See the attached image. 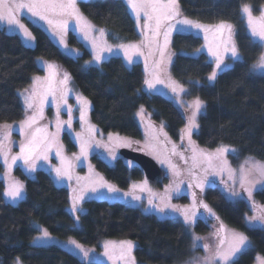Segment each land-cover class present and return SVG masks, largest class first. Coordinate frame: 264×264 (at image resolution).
Returning a JSON list of instances; mask_svg holds the SVG:
<instances>
[{
  "label": "trees",
  "instance_id": "1",
  "mask_svg": "<svg viewBox=\"0 0 264 264\" xmlns=\"http://www.w3.org/2000/svg\"><path fill=\"white\" fill-rule=\"evenodd\" d=\"M181 13L198 22L213 25L221 21L233 26L232 39L242 60L234 62L209 83L213 64L204 53L195 55L202 39L191 33L174 34L170 51L173 59L171 76L205 102V112L199 116V129L194 135L198 146L212 148L219 144L234 147L239 158L250 155L264 161V76L251 71V65L262 53L259 43H253L240 11L250 5L256 14L264 0H178ZM81 12L108 33L111 43L137 40L134 20L123 0H84ZM35 38L33 47L25 46L18 35L0 27V123L24 118L19 92L27 88L33 77L42 74L39 58L55 62L64 68L91 105L92 123L104 132H115L133 139L142 138L136 118L140 106L151 113L154 124L165 123L169 137L178 142L187 118L165 97L143 90L145 73L140 63L127 67L120 57H110L99 67L85 69L83 60L90 57L76 36L69 32L68 43L80 48L82 55L74 58L64 54L38 25L24 19ZM67 153L74 157L76 146L63 135ZM118 157L110 165L101 156L91 155L96 171L119 189L127 190L132 181L145 179L139 166L129 167ZM0 170L2 167L0 165ZM15 176L21 181L25 197L16 205L3 198L4 184L0 181V264H101L80 260L71 252L55 245L36 246L34 223L60 238H72L86 246H96L105 239L135 242L133 256L137 264H181L191 255L190 239L181 222L158 218L139 208L119 202L85 200L79 220L70 212L72 194L67 187L55 185L50 174L37 169L32 176L20 168ZM163 174L152 184L158 185ZM209 208L229 225L243 232L251 246L235 259V264H254L257 255L264 257V229L246 225L249 208L246 202L233 203L217 187L197 190ZM264 204V188L255 193ZM211 221L198 219L194 230L209 234Z\"/></svg>",
  "mask_w": 264,
  "mask_h": 264
},
{
  "label": "rangeland",
  "instance_id": "2",
  "mask_svg": "<svg viewBox=\"0 0 264 264\" xmlns=\"http://www.w3.org/2000/svg\"><path fill=\"white\" fill-rule=\"evenodd\" d=\"M80 1H84V0H77L76 6L79 9V12L87 20V22L93 26L95 30L94 32L90 34V36L98 37L99 36L98 30L104 29V28L96 25L94 22H92L89 18H87L81 12L79 8ZM262 9H264V6H262ZM128 10L134 20L136 31L138 34V39L125 41L121 43H111L108 39V33L104 29L105 35L102 39L103 41H106L108 45L113 47V51L111 53L109 52L103 53V56L105 57L103 61L109 59L110 57L116 56V57H120L127 67H131L135 63H140L144 70L145 78L146 77L150 78L149 74L153 71L154 61L160 59L158 51L155 52L153 56L149 57L148 55L149 48L145 45L140 49V51L143 52V55H140L138 53L132 54L133 63L128 64V62L125 60L124 52L122 50H119L117 47L118 45H121V44H138L139 45L140 42L144 39L142 35V29L137 27V21H136L134 14L131 13L130 9ZM252 16L254 17V19L257 20V23H258L259 22L258 18L261 16V12L259 14H256L252 11ZM181 18H187L193 22H198V21L192 20L184 16L182 13H181ZM24 19L31 21L32 23L38 25L41 29H43L49 35L51 40L59 47V49L64 54L77 58L82 55V50L80 48L70 45L67 39V34L69 32L73 33L76 36V39L82 44L84 49H86L90 54V57L83 60L82 62V66L85 69H88L90 67H99L100 64L103 62L102 61L98 65L94 62L91 64H86V62L91 61L93 57L92 44L89 40H85L82 33L77 29L76 20L74 18L68 19L69 27L64 37L67 43V48H64L59 43L58 37L52 35V32L51 30H49V27L47 24H45L43 21L39 20L38 18L31 17L30 14L26 12V10H22L21 12V22L24 23L25 26L27 27ZM243 19H244V22L247 28V32L250 35V29L248 28L247 19L244 16H243ZM140 23L141 25H143L144 23L143 19H141ZM198 23L205 25V26H214L218 24L216 23L213 25H208V24H204L201 22H198ZM0 27L3 28L7 33L18 35L22 43L25 46L33 47L35 45V40L26 41L23 38V35L18 31V29H15L14 27H9L4 23H0ZM183 32L191 33L202 39L203 43L200 48L201 51L196 52L195 55L199 53H204L207 56L208 60L213 64V67H215L214 59L208 54V46H212L213 48H215L217 45H219L222 50L223 49L222 42L226 39V34L222 36L219 33H214L213 31H208L207 33H205L204 31H200L197 29H186ZM175 33H177V31H173L171 35L169 44L167 48L165 49L166 60H165V63L161 65L162 68H166V72L161 73V78L165 80H167V78L170 77L172 80L176 81L170 74V67H171V62L173 59V55L170 51V45H171V41ZM157 40L159 41L161 45H163L164 37L162 33L159 37H157ZM262 52H264V47H262ZM76 53H79V55H77ZM169 56H170V61L167 60V57ZM146 62L148 64L147 72L145 70ZM225 63L231 66L234 63V61L231 60L230 55L228 53H225ZM48 64L53 65L51 81H52V87L55 90V95H56L55 101H53V96L51 94L47 96L44 95V93L48 89L47 78L50 75L49 71L47 70ZM37 65H38V68L42 70V74L35 76V77L40 78V83L37 84L36 86L37 95L34 99L33 107L30 109L26 108L24 98L23 96H21V93H24V95L32 94L33 79L35 77H33L30 85L27 88L19 92V97L22 103V107L24 109V118L16 122L0 123V125L10 124L13 126L11 129V134L7 139H3L4 133L3 131H0V140H3V143H4L3 154H0V165L2 167V170H0V181H2L4 184L3 198L7 203L16 205L19 201H21L25 197L24 187H23L22 198L17 201H12L10 200V198L4 195L5 189L8 188L11 184H13L14 182L21 183V181L17 179V177L15 176L16 168H20L28 176H32L33 173L37 169H42L50 174L55 185H57L58 187L69 188L72 194V198L76 196L77 194H79L81 190H85L86 198L83 201L85 200H105L108 202H119V203H123L128 206H131V207L139 208L144 213L153 214L156 217L161 218V219L171 218V219H175L181 222L190 239V245H191L190 257H188L181 264H191L194 257L201 258L206 255L210 256L214 254L216 250V246L220 243V239L222 237L227 238V235L230 232L242 233L243 235H245L243 232L229 225H225V223L222 220H220V218L213 211L212 212L215 215L210 216L208 212H206L203 208L194 207V203L197 205L199 204L200 201L205 203V201H203L202 199H197L196 197L197 192H195V189L200 190V188L196 187L197 179L203 178L205 175H207V179L210 182L205 184L203 190L209 187H217L224 194L226 199H228L229 201L233 203L239 202V200L246 202L249 208V213L246 217H250L253 214L252 212L253 203H255L258 206H264V204L259 203L255 197V193L259 191L260 189H263L264 185L256 186V188L253 190L252 200L249 201L247 193L241 189L240 184H239V169L241 165L245 164L246 161H254L259 164H264V161L259 160L256 157L250 156V155H246V156L239 158L237 150L234 147L227 145V144L225 145L219 144L212 148H207V147L205 148V147L198 146L197 143L195 142L194 135L197 133L199 127L193 130L192 135H191V143L189 142L188 135L183 131L186 126L183 128V130L180 133L179 141L176 142L172 140L167 134L165 130V123L163 121L158 124H154L152 122L151 113L144 106H140L136 112V118L142 130L141 139L129 138V137H126L124 135H121L115 132H104L92 123L90 116H89V112L91 109L90 102L80 92V90L78 89L74 81L71 79L69 73L64 68H62L59 64L52 62V61L42 59V58H39L37 60ZM65 73L68 74L69 80L66 85H62L60 82L64 79ZM208 82L212 83L213 81L210 82L208 80ZM177 83L180 84L179 82ZM180 85L185 89V91L180 92L179 95L172 93V91L169 88L164 87V85L162 84L157 85L156 91L150 92L147 89L146 85H144L143 90L149 93L159 94L165 97L166 99H169L170 101H172L174 105L181 111V113L184 116H186L187 123H188V117L191 115V110L187 109L186 106L190 104L192 101H194L196 98H199L204 104V108L201 112V114H203L205 112V102L199 96L188 97L190 93H192L191 90L182 84ZM63 89H67V96H66V103L61 104L60 96H61V91ZM78 97H82L84 100L88 102L87 105L83 106L86 112L84 121H81L80 119V109L82 105L81 103L78 102V99H77ZM58 104H60L59 114L57 113ZM69 107H71L72 109L71 128H69L67 124L65 123L61 125L58 131L57 121L58 120L67 121L69 119V112H68ZM141 107H143V110H144L142 113V116L137 115ZM33 114L36 115L37 119H36L35 124L32 125L30 130L28 129L25 130L28 138H31L32 134H35L38 139L44 136L45 134H47L49 137H51L53 134H57V135H56V143L51 147L49 151H47V159L37 160L36 170L34 172H29L27 171V165L24 164L23 160H18L16 163L11 164L10 158L11 156H15L19 154L21 143L26 142L25 136L21 135L20 122L22 120H25L27 117L32 116ZM201 114L197 116L196 122L198 125H199V116ZM93 126H94V131H91L90 129ZM65 134L69 136L71 141L76 146V153L74 157H71L66 151V147L62 140V137ZM109 134H111L113 138L111 141L109 140ZM82 141L87 142L90 145V147L87 150V158L85 159L81 157L80 159H76V157L80 156V143ZM124 141H128V143L124 144L123 143ZM222 145L228 146L230 148H234L235 152L228 153L225 155L223 160H226V163H223L221 159H215L213 161L214 168H209L207 161L200 158L198 154L200 152H203L205 154L215 153V150ZM106 146L107 148H111L112 150L115 151L116 159L120 156V150L123 148L135 150V151L148 155L149 157L154 159L157 162V164L161 167L162 174L165 178L160 179V183H158V185L152 184L151 181L145 178L139 181H132L129 189L127 190L117 188L112 183L107 181L102 176L101 173L96 171L91 163V155L95 153L101 156L110 165H112L115 162L116 159L111 158L109 151L106 149ZM174 146H175V154H173ZM194 149H195V154H197V161L195 163L193 161ZM57 151H59L60 153L59 157L57 156ZM4 155H7L9 157V164H11L10 168L8 167V165L5 164ZM61 158H63L64 161L72 165V167L69 169L71 179H68L67 177H65L62 180L58 181L55 178L56 174L55 172L52 171V169L59 168L62 166ZM126 161L128 162V160ZM161 161H163V163ZM169 164L173 165L174 169L170 167ZM205 169H208L207 173L205 172ZM176 172H178L179 175H176L175 174ZM100 178H102L105 183L110 184L116 189H118V191L113 194H108L106 189H102V191L105 193L103 197H97L95 194L86 191L90 187V181L92 180L99 181ZM145 181L147 182L146 185L144 183ZM189 184L192 185L191 188H189ZM176 185H179L180 187L179 193L174 191ZM141 188H143V190H141ZM166 189H168V191H166ZM231 190H235L236 192L241 193L242 194L241 197L229 198V193ZM125 193H128V195L125 196ZM193 194H195V201L193 199ZM132 195H136L140 197V199L133 200ZM169 196L171 197L170 199H169ZM150 200L155 205H160V206H162L163 203H168L172 206H175L176 209H178V211L173 212L171 211L170 208H166L165 213L156 212L154 209H150L146 211V209L149 208ZM83 201H81L79 205V207L81 208H82ZM70 205H72V200H71ZM184 211H188L189 214L192 211H196L198 213V216L195 222L198 219H202V220L209 219L213 226L212 232L209 234H200V233L195 232L194 230L195 223L191 225H185L184 216L182 215V212ZM37 225L41 228H44L40 224L34 223V227L37 231L34 238L40 235L36 227ZM221 225H223L224 227V231L222 232L220 231ZM246 225L248 226L247 222H246ZM49 236H50V239L46 242H34V238H33L31 241V244L36 245V246H46V245L59 246L71 252L72 254L76 255L80 260L84 261L85 263L98 262L101 264H122L120 260L115 258V256L119 255L118 248L116 249L115 256L113 259H109L107 256L103 255L105 251V248H104L105 242H111L112 244L119 246L121 241H130V240H123V239H105L99 244L98 247H96V246L82 245L72 238L60 239L50 233H49ZM193 236H198L202 238L199 241V244L201 246L195 250L192 248V237ZM70 241H75L77 244L81 245L83 249L87 250L88 257L87 258L84 257L83 253L80 252L79 249L75 248V246L72 243H70ZM248 241L251 246V242L249 238H248ZM131 242L133 243L134 246H136L135 242L133 241ZM204 244L209 245L208 252H205L203 248ZM239 255L236 257V259L239 257ZM258 256L262 257L261 255H257L256 258ZM132 257L134 258L133 251H132ZM134 262L135 264H137L135 259H134ZM14 264H22V263L19 259H16ZM254 264H257V259L255 260Z\"/></svg>",
  "mask_w": 264,
  "mask_h": 264
},
{
  "label": "snow or ice",
  "instance_id": "3",
  "mask_svg": "<svg viewBox=\"0 0 264 264\" xmlns=\"http://www.w3.org/2000/svg\"><path fill=\"white\" fill-rule=\"evenodd\" d=\"M123 2L127 5V8L131 10V13L134 14L137 27L142 29V35L144 39L140 42V44H121L118 45V49L124 52L125 60L128 64L133 63L132 54L138 53L143 55V52L140 49L143 46H147L149 48V57L153 56L155 52H159L160 59L154 61L153 71L149 74L150 78L146 77L144 84L147 86V89L152 92L157 90V85H164V87L169 88L172 93L179 95L180 92H184L185 89L178 84L176 81L172 80L170 77L167 80L161 78V73L166 72V68H162L161 65L165 63L166 55L165 49L167 48L171 35L173 31L183 32L186 29H197L200 31H204L207 33L208 31H213L214 33H219L224 36L226 34V39L222 42L223 49L217 45L215 48L212 46H208V54L215 61V67L212 72L208 76V80L214 81L219 72L228 70L231 65L225 63V53L230 55L232 61L237 62L241 61V54L235 44V41L232 39L234 35L233 26L230 23L225 21H221L220 23L214 26H205L198 22H193L187 18H181V12L178 4V0H123ZM77 0H0V23H4L9 27H14L18 29V31L23 35V38L26 41H33L35 38L29 29L25 26L24 23L21 22V12L22 10H26L28 14H30L33 18H38L48 25L49 30H51L52 35L58 37L59 43L67 48V43L65 41V34L68 31V19L74 18L76 20L77 29L82 33L85 40H89L92 44L93 48V57L91 61H87L86 64L96 63L100 64L105 57L103 53L113 51V47L108 45L106 41H103V37L105 35L104 29H99V36H90L92 32H94V28L91 24L87 22V20L82 16L77 8ZM242 15L246 17L248 28L250 29V36L252 38L253 43L258 42L261 47H264V9L261 10V16L258 18L259 22L254 19L252 16V8L250 5L244 4L240 9ZM143 19L144 23L141 25L140 21ZM163 34L164 43L161 45L157 40ZM75 51V50H73ZM197 52L201 51V49H197ZM79 55V53H76ZM147 59V58H146ZM167 60L170 61V56L167 57ZM52 68L53 65L48 64L47 70L50 75L47 78L48 80V89L44 93L45 96L51 94L53 96V101L56 100L55 90L52 87ZM145 70L148 71V64H145ZM251 71L253 73L264 76V52H262L251 65ZM69 80V76L67 73L64 74V79L60 82L62 85H66ZM40 83V78L35 77L33 79V91L31 95H24L21 93V96L24 98V102L26 108L30 109L33 107L34 99L37 95L36 86ZM67 89H63L61 91L60 102L61 104L66 103ZM78 102L81 103L80 109V119L81 121L85 120L86 112L84 105H87V101L82 97H78ZM187 109L191 110V115L188 117V123L183 130L189 138V142L191 143V135L194 129L198 128L197 124V116L201 114L204 104L199 99L196 98L190 104L186 106ZM60 104L57 105V113L59 114ZM143 107L140 108L137 115L142 116ZM69 119L67 121H57V129L59 131L62 124H67L69 128L72 125V109L68 108ZM36 115L27 117L25 120L20 122V130L21 135L25 136L26 142H22L20 145V153L11 156V164L16 163L18 160H23L24 164L27 165V171L34 172L36 170V161L39 159H47V151L51 149V147L56 143V135L53 134L49 137L47 134L40 137L39 139L35 134H32L31 138H28L26 135V129L30 130L32 125L36 122ZM12 125L4 124L0 125V131H3L4 137L3 139H7L11 134ZM94 131V126L90 129ZM39 131V130H37ZM112 135L109 134V140L111 141ZM124 144H127L128 141H124ZM90 145L87 142L80 143V156L76 157V159H80L81 157L87 158V150ZM4 143L3 140H0V154H3ZM106 149L109 151V154L112 159H116L115 151L111 148ZM235 149L230 148L228 146H220L215 150V153L205 154L200 152L198 155L203 160H206L209 168H214L213 161L215 159H221L223 163H226V160H223L226 154L234 153ZM173 154H175V146L173 147ZM57 156H60L59 151H57ZM183 158V157H181ZM5 164L8 167H11L9 164V157L4 155ZM194 163L197 161V154L193 156ZM163 163V161H161ZM129 167L133 166L132 161L127 162ZM61 167L53 168L52 171L56 174V180H62L67 177L71 179L69 169L72 167L71 164L61 158ZM170 167L174 169V166L169 164ZM205 172H208V169H205ZM179 175L178 172L175 173ZM79 179V178H78ZM207 179V175L203 178L197 179L196 187L200 188L203 191L206 183H209ZM146 185V181L144 182ZM182 183V182H181ZM239 184L241 189L247 193L249 201L252 200L253 190L257 185H264V164H259L254 161H246L244 165H241L239 169ZM135 187V186H134ZM192 185L189 184V188ZM102 189H106L108 194H113L118 191L115 187L110 184H107L103 181L102 178L99 181L92 180L90 181V187L86 190L95 194L97 197H103L105 193ZM143 190V188H141ZM168 191V189H166ZM175 192L179 193L180 187L176 185ZM23 193V185L19 182H14L8 188L5 189L4 195L12 201H17L22 198ZM128 193H125L127 196ZM241 193L236 192L235 190H231L229 193V198L233 197H241ZM86 198L85 190H81L79 194L72 198V205L70 208V212L73 216L76 217V220H79L78 213L82 212L83 209L79 207L81 201ZM171 197L169 196V199ZM133 200H139L140 197L136 195H132ZM193 199L195 201V194H193ZM194 207L203 208L210 216H214L215 214L209 208V206L202 201L199 204L194 203ZM170 208L171 211L176 212L175 206H172L168 203H163L162 206L155 205L151 200L149 201V208L154 209L156 212L165 213V209ZM252 212L253 214L250 217H246V222L249 227H261L264 229V206H258L255 203L252 204ZM184 216L185 225H191L195 223V220L198 216L196 211H192L190 214L188 211L182 212ZM40 235L34 238V242H46L50 239L49 233L47 229L41 228L38 225L36 226ZM220 231H224L223 225L220 226ZM201 237L193 236L192 237V248L195 250L199 248L201 245L199 241ZM75 248L79 249L80 252L83 253L84 257H88V251L83 249L81 245L77 244L75 241H70ZM250 246L248 237L243 235L242 233L230 232L227 235V238L222 237L220 239V243L216 246V250L214 254L208 256H204L201 258L194 257L191 264H235L236 257L243 253ZM134 245L131 241H121L119 246L112 244L111 242H105L104 248L105 251L103 253L104 256H107L109 259H113L115 256L116 249L119 250V255L115 256L116 259L120 260L122 264H135L134 258L132 257V251L134 249ZM203 248L205 252L209 251V245L204 244ZM111 250V251H110ZM257 264H264V257H257Z\"/></svg>",
  "mask_w": 264,
  "mask_h": 264
},
{
  "label": "water",
  "instance_id": "4",
  "mask_svg": "<svg viewBox=\"0 0 264 264\" xmlns=\"http://www.w3.org/2000/svg\"><path fill=\"white\" fill-rule=\"evenodd\" d=\"M120 156L123 159L132 161L137 166H139L143 171L145 178L149 181H155L161 175V167L157 164L154 159H152L146 154L135 150L123 148L120 150Z\"/></svg>",
  "mask_w": 264,
  "mask_h": 264
}]
</instances>
